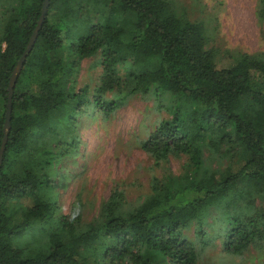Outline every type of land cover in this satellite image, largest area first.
Listing matches in <instances>:
<instances>
[{"label": "trees", "instance_id": "16d2710c", "mask_svg": "<svg viewBox=\"0 0 264 264\" xmlns=\"http://www.w3.org/2000/svg\"><path fill=\"white\" fill-rule=\"evenodd\" d=\"M44 1L0 0V147L9 82ZM256 16L264 24V0ZM208 40L203 25L179 17L168 0L48 1L13 84L0 166V264H197L199 251L185 232L193 228L205 246L213 210L226 254L264 249V54L216 62ZM66 47L67 62L56 58ZM95 56L98 85L91 95L87 88L74 92L69 83L80 63ZM135 95L170 117L138 142L140 149L155 167L184 156L188 172L153 177L149 194L134 205L116 188L89 222L80 200L58 215L46 171L69 146L45 142L54 113L74 124L91 106L105 119ZM205 150L239 152L241 166L207 168ZM17 164L19 175L12 173ZM24 200L27 207L17 206ZM25 236L33 244H21Z\"/></svg>", "mask_w": 264, "mask_h": 264}, {"label": "rangeland", "instance_id": "374dc122", "mask_svg": "<svg viewBox=\"0 0 264 264\" xmlns=\"http://www.w3.org/2000/svg\"><path fill=\"white\" fill-rule=\"evenodd\" d=\"M168 1L179 17L200 23L207 30V48L215 51L216 62H222L229 55L264 54V24L256 16L258 0ZM69 52L66 47L56 58L62 56L67 62ZM98 59L95 56L80 63L74 74L75 82L69 83L74 92L87 88L91 95L101 74ZM120 72L124 76V71ZM167 102L168 98L164 99V105ZM169 118L166 111L156 109L152 99L140 95L129 98L123 108L105 119L91 106L75 116L74 124L67 122L65 112L54 113V129L45 142L52 149H59V143L69 146H64V154L51 162L46 171L56 213L68 214L72 204L80 200L84 205L83 219L89 222L116 188L124 194L128 204L134 205L149 194L153 177L164 180L186 174L189 169L186 157L172 156L165 164L155 167L153 160L138 146L161 120ZM53 152L58 153V150ZM239 154L210 156L205 150V166L219 171L230 167L239 169ZM21 171L22 165L12 168L14 174L19 175ZM29 204L24 200L17 206ZM208 222L205 246L197 242L193 228L185 232L199 251L197 264H264V249L249 247L239 256L226 254L223 251L225 231L218 211H212ZM22 243L33 244L31 236H25Z\"/></svg>", "mask_w": 264, "mask_h": 264}, {"label": "water", "instance_id": "95a60500", "mask_svg": "<svg viewBox=\"0 0 264 264\" xmlns=\"http://www.w3.org/2000/svg\"><path fill=\"white\" fill-rule=\"evenodd\" d=\"M48 1L49 0H45L44 1V5H43V8H42V12H41V16L39 18V21L37 22V26L29 40V43H28V47L25 51V53L22 55V57L20 58V60L18 61L17 63V66L12 74V77H11V80L9 82V86H8V104H7V109H6V112H5V121H4V126H3V139H2V143H1V147H0V166L2 164V159H3V154L5 152V147H6V142H7V134H8V131L10 129V115H11V96H12V92H13V84L16 80V77L17 75L19 74L21 68H22V65L24 63V60L27 56V54L31 51L33 45H34V42L37 38V35H38V31L42 25V22H43V19H44V16L46 14V9H47V6H48Z\"/></svg>", "mask_w": 264, "mask_h": 264}]
</instances>
